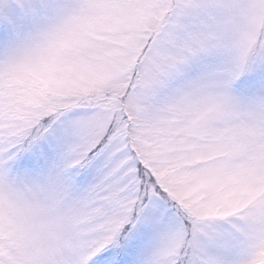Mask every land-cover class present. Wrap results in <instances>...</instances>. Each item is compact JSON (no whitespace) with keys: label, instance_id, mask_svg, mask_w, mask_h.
I'll return each mask as SVG.
<instances>
[{"label":"snow or ice","instance_id":"snow-or-ice-1","mask_svg":"<svg viewBox=\"0 0 264 264\" xmlns=\"http://www.w3.org/2000/svg\"><path fill=\"white\" fill-rule=\"evenodd\" d=\"M0 264H264V0H0Z\"/></svg>","mask_w":264,"mask_h":264}]
</instances>
